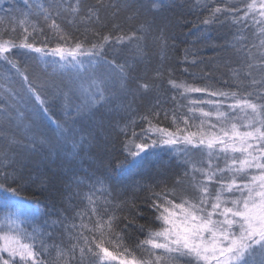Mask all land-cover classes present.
I'll list each match as a JSON object with an SVG mask.
<instances>
[{"label": "snow or ice", "instance_id": "obj_1", "mask_svg": "<svg viewBox=\"0 0 264 264\" xmlns=\"http://www.w3.org/2000/svg\"><path fill=\"white\" fill-rule=\"evenodd\" d=\"M222 2L224 6L204 5L208 16L201 24L220 22L230 25V32L235 29L229 42L217 46L231 49L224 65L229 79L219 81L224 87L213 83L217 80L214 72L201 70L197 77L184 68V73L193 76V82H188L171 78L168 69V85L186 103L173 95L171 109L162 108L157 98L138 118L133 116L131 104L122 102L107 113L119 116L107 124L122 137L120 148L108 154V163L114 161L115 169L137 165L142 154L157 147L184 157V171L172 181V187L166 183L161 187L159 182L146 185L150 189L147 210L154 213L152 223L159 227L136 224V217L144 218L138 206L112 196L111 183L106 187L105 181L119 183V173L114 176L109 171L103 178L92 174L86 180L77 177V189L83 186L88 192L69 191L67 206L58 209L57 218L46 220L44 226L33 222L43 213L23 199L17 200L15 211L0 219V264H264V0ZM25 5L24 11L6 10L9 27L0 33V61L6 66L0 70V88L13 101L0 103V115L34 101L35 113L51 119L49 105L63 94L53 78L58 73L70 74L78 82L84 100L77 111L112 105L157 87L134 73L137 60L146 55L142 42L154 27L159 33L155 42L161 49L169 47L166 27L158 26L155 18L141 19L145 8L153 17V9L163 10L164 0H149L147 6L142 0H122L116 5L98 0L83 7L81 0L73 4L48 0L47 7L25 0ZM108 7L117 9L111 20L100 15ZM121 10L130 13L126 23L116 22ZM63 14L71 17L68 24L75 31L65 32L57 23ZM39 16L45 22L51 20L47 27L51 36L33 19ZM78 25L84 26L79 35ZM18 30L20 35H16ZM38 36L43 39H36ZM17 49L36 54L35 59L22 67L20 60L12 58ZM202 62L184 59L191 66ZM219 70L217 66L215 71ZM164 72L161 65L153 80H161ZM14 77H19L21 89L6 86L15 82ZM196 79L205 83L198 85ZM194 94L201 98H192ZM145 122L147 126L137 132ZM96 127V135H103V117ZM88 136H81V146ZM36 152L35 144H0V190L11 194L5 199L19 197L26 186L37 181L41 187L49 183L41 167L44 158H36ZM74 198L79 199L78 204L72 203ZM125 210L135 211V216L122 217ZM58 226L62 229L59 242L49 244L53 234L44 229ZM130 227L141 234L147 229L145 238H137L132 246L127 244Z\"/></svg>", "mask_w": 264, "mask_h": 264}, {"label": "trees", "instance_id": "obj_2", "mask_svg": "<svg viewBox=\"0 0 264 264\" xmlns=\"http://www.w3.org/2000/svg\"><path fill=\"white\" fill-rule=\"evenodd\" d=\"M31 2L41 3L44 7L48 6V0H31ZM97 2L98 0H81L82 7L91 6ZM101 2L106 5H116L120 4L122 0H101ZM142 2L146 6L149 4V0H142ZM66 3L73 4L75 0H66ZM205 4L212 7L217 6V4L224 6L222 0H164L163 10L153 9L154 17L153 13L148 12L145 8L141 19L144 16H147L149 20L155 18L158 26L166 27L169 45L167 49H161L155 42V37L159 35L155 27L152 33L147 36L146 41L142 42L146 45V55L137 60L134 75L143 77L149 83L154 82L157 87L153 88L151 92L147 94L136 92L135 96L129 95L123 101H117L112 105L82 107L77 111V105L82 104L84 100L78 89V82H73L70 74L58 73L53 78L60 85L63 94L55 104L49 105L51 119L35 113L34 101H29L27 105H15L14 108H9L7 115H0V144H7L9 141H18L30 146L35 144L37 152L34 156L38 159L44 158V164L41 167L44 174L50 178L49 183L43 187L40 186L39 181L36 184L26 186L19 197L12 199H5L11 194L0 190V219L9 211H15L17 200L23 199L27 205L37 207L40 213H43V215H38L33 222L38 226H44L46 220L50 222L57 218L55 213L58 209L67 206L66 197L69 191L88 192V189L83 186L77 189L74 183L75 178H85L86 180L87 176L92 174L103 178L111 171L114 176L119 173V183L117 181H105L106 187L111 183L112 196H118L121 200L129 199L138 206L137 210L144 214V218L136 217V224L152 228L159 227V223H152L154 213L147 210L150 189L146 185L159 182L161 187L165 183L168 187H172V181L184 171L182 167L184 157L157 147L142 154V159L137 165L126 170L115 169L114 161L111 165L108 163V154L112 152L113 148L117 150L120 148L122 137L117 136L115 130L107 128L109 121L119 119V116L114 113L111 115L107 113L111 107L122 102L125 105L131 104V108L134 110L133 116L138 118L145 114L146 108L153 105L157 98L161 101L162 108L171 109L173 107L171 97L176 95L177 100H179V95L167 83L170 78L167 73L168 69L172 70L171 78L188 82H193V76L184 73V68H188L189 72L195 73L197 77H199L201 70L214 72L217 80L213 83H216L218 87L225 86L219 81L229 79L228 69L224 65L231 54V49L217 46L229 42L231 32H234L235 29H231L230 32V25L220 22L202 25L201 21L208 16V12L203 10ZM9 8L13 9L14 13L24 11L26 10L25 0H2L0 2V17H4L3 22H0V33L9 27L6 15V10ZM114 11L117 9L108 7L101 9L100 15L102 18L111 20ZM128 15L130 13L121 10L116 22L126 23ZM33 19H38L40 25L45 27V35H52L50 31H47L51 20L45 22L43 16L33 17ZM69 19L71 17L67 14H63L57 19V23L65 32L75 31L68 24ZM224 20L225 17L221 16V21ZM78 27L77 35L84 30V26L78 25ZM189 32L192 34L189 35ZM20 34L18 30L16 35ZM247 35L250 39L252 38L251 33H247ZM36 39L40 40L43 37L38 36ZM185 49H189V51L186 52ZM125 51L127 54V50ZM35 55L24 49H17L12 58L20 60L23 67L24 63H32ZM186 56L189 61L197 59L203 62L191 66L184 63ZM108 58L111 59L112 57L109 56ZM161 65L165 69L163 78L154 81L155 70ZM217 66H219V71H215ZM5 67L4 62L0 61V70ZM232 67H235V64ZM48 71L51 72V69ZM14 81L13 84L6 86L21 89L19 77H14ZM195 83L202 86L205 81L196 79ZM192 98L201 97L199 94H194ZM5 102L7 104L13 103L8 93L0 88V103ZM179 102L181 104L186 103L182 100ZM121 115L126 116L128 113H121ZM102 117L106 126L105 131L103 135H96L99 131L96 126ZM161 119L163 120V116ZM57 123L61 125V128L56 127ZM146 126V122L140 124L136 131L139 132L140 128ZM163 126H168V123L164 122ZM89 132H92L93 136H88ZM81 136H88L87 141L82 146L80 143ZM74 144L75 147H73ZM114 154L118 155L119 153ZM156 190L159 191V188ZM96 195L100 194L97 193ZM72 203L78 204L79 199L74 198ZM83 207L84 205L81 204L80 208L83 209ZM47 213H52V215L49 216ZM120 215L132 219L135 216V211L125 210ZM44 230L53 234L52 239L47 241L49 244L54 241L59 242L62 233L59 226L56 228L46 227ZM145 234H141L138 229L130 227L128 230L130 239L127 240V244L129 246L134 245L136 239H144ZM139 255L140 253H137V256Z\"/></svg>", "mask_w": 264, "mask_h": 264}, {"label": "rangeland", "instance_id": "obj_3", "mask_svg": "<svg viewBox=\"0 0 264 264\" xmlns=\"http://www.w3.org/2000/svg\"><path fill=\"white\" fill-rule=\"evenodd\" d=\"M2 0H0V2H1Z\"/></svg>", "mask_w": 264, "mask_h": 264}]
</instances>
